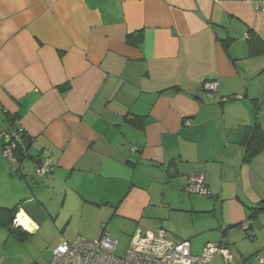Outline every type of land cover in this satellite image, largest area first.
Instances as JSON below:
<instances>
[{"label": "crops", "instance_id": "1", "mask_svg": "<svg viewBox=\"0 0 264 264\" xmlns=\"http://www.w3.org/2000/svg\"><path fill=\"white\" fill-rule=\"evenodd\" d=\"M251 30L264 40V0H0V133L15 117L32 139L16 174L0 136V210L29 235L0 227V264H50L115 224L131 240L165 230L194 256L225 239L233 260L210 264H264ZM193 177L209 195L188 193Z\"/></svg>", "mask_w": 264, "mask_h": 264}, {"label": "built area", "instance_id": "2", "mask_svg": "<svg viewBox=\"0 0 264 264\" xmlns=\"http://www.w3.org/2000/svg\"><path fill=\"white\" fill-rule=\"evenodd\" d=\"M205 88L210 93L218 89L215 81L207 82ZM21 131L23 129L21 128ZM19 130V133L21 132ZM17 132L1 133V139L6 142L3 155L7 158L14 172L20 170L21 164L17 161L14 150L16 142L20 139ZM15 148V149H14ZM51 171L49 161L38 163L37 173L42 176ZM189 194L209 195L202 177H193L188 186ZM18 228L17 221L14 222ZM248 221L241 224L240 228L247 230ZM221 243L210 244L205 247L202 255L194 256L191 244L187 240L175 242L170 239V234L165 230L156 233L137 231L133 236L125 256H116L118 242L108 232L104 231L98 241H90L78 237L74 241L64 240L54 251L50 264H210L213 257L221 254L225 260L231 262L233 257L229 249Z\"/></svg>", "mask_w": 264, "mask_h": 264}, {"label": "trees", "instance_id": "3", "mask_svg": "<svg viewBox=\"0 0 264 264\" xmlns=\"http://www.w3.org/2000/svg\"><path fill=\"white\" fill-rule=\"evenodd\" d=\"M132 36V35H131ZM131 36H129V40H131ZM247 45H248V52H249V57L253 56H260L264 54V40L260 37L259 34L254 32L253 30L250 31L248 38H247ZM10 120V129L2 131L7 132V133H19V130L21 131L20 125L17 124V119L15 117L11 118ZM259 124L256 125L254 128L255 131L259 130ZM259 132V131H258ZM0 133V134H1ZM20 139L19 141L16 142V149L14 150V154L16 156L17 161L20 164H23V162L27 159L30 158L31 156L29 155V149L31 146L32 139L26 134V132L23 130L20 133ZM259 134V133H258ZM257 133L254 132V135L252 136V140L255 139ZM259 138V135H258ZM3 141V148L6 146V142ZM39 162V161H37ZM14 173H20V170ZM17 208L14 209H7L3 208L0 210V227H5L8 229V231L11 234H14L16 237H18L21 241L27 240L29 235L21 230L20 228H17L14 224L15 218H16V213H17ZM254 215L255 213L259 212H264V204L261 206L257 207L254 209Z\"/></svg>", "mask_w": 264, "mask_h": 264}, {"label": "rangeland", "instance_id": "4", "mask_svg": "<svg viewBox=\"0 0 264 264\" xmlns=\"http://www.w3.org/2000/svg\"><path fill=\"white\" fill-rule=\"evenodd\" d=\"M119 229L117 228L116 224L113 225L112 229H109V232L114 240L118 242L116 248V256L123 257L126 254V251L130 244V237L125 234L117 233ZM52 259V253H49L48 260ZM51 262V261H50Z\"/></svg>", "mask_w": 264, "mask_h": 264}, {"label": "bare ground", "instance_id": "5", "mask_svg": "<svg viewBox=\"0 0 264 264\" xmlns=\"http://www.w3.org/2000/svg\"><path fill=\"white\" fill-rule=\"evenodd\" d=\"M21 225L24 226V227H26V228H28L27 220H25L24 218H21Z\"/></svg>", "mask_w": 264, "mask_h": 264}, {"label": "clouds", "instance_id": "6", "mask_svg": "<svg viewBox=\"0 0 264 264\" xmlns=\"http://www.w3.org/2000/svg\"><path fill=\"white\" fill-rule=\"evenodd\" d=\"M18 228H20V227H18ZM21 229V228H20Z\"/></svg>", "mask_w": 264, "mask_h": 264}, {"label": "water", "instance_id": "7", "mask_svg": "<svg viewBox=\"0 0 264 264\" xmlns=\"http://www.w3.org/2000/svg\"><path fill=\"white\" fill-rule=\"evenodd\" d=\"M20 228H21V227H20ZM22 228H23V227H22ZM22 228H21V229H22Z\"/></svg>", "mask_w": 264, "mask_h": 264}]
</instances>
